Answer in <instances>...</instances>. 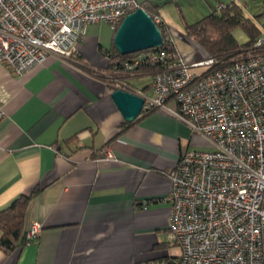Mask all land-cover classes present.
Returning a JSON list of instances; mask_svg holds the SVG:
<instances>
[{"label":"crops","instance_id":"0c3cea01","mask_svg":"<svg viewBox=\"0 0 264 264\" xmlns=\"http://www.w3.org/2000/svg\"><path fill=\"white\" fill-rule=\"evenodd\" d=\"M136 1L168 29L177 17L194 24L220 5L244 6ZM108 27L89 26L70 59L50 55L21 76L0 68L8 94L0 123V211L29 196L24 236L33 222L43 226L36 242L9 254L0 249V264H168L182 254L168 240L169 174L201 137L175 116L174 100L133 123L124 120L112 99L120 84L109 76L105 53L115 34ZM140 77L148 78L142 87L134 84ZM127 83L153 95L149 72Z\"/></svg>","mask_w":264,"mask_h":264},{"label":"built area","instance_id":"2783aa9c","mask_svg":"<svg viewBox=\"0 0 264 264\" xmlns=\"http://www.w3.org/2000/svg\"><path fill=\"white\" fill-rule=\"evenodd\" d=\"M144 5L136 0H0V68L21 76L50 55L70 59L89 26L107 24L115 30ZM153 20L162 23L159 16ZM163 37L162 47L117 60L121 73L130 76L156 67L153 97L126 84L121 89L142 97L143 111L176 101L175 116L213 148L186 151L169 174L168 240L182 254L168 264H264V53L199 78L194 69L214 61L189 62L171 29ZM253 49L264 50V37ZM7 97L0 87V123ZM106 155L113 158L109 151ZM42 229L33 222L26 245L36 242Z\"/></svg>","mask_w":264,"mask_h":264},{"label":"trees","instance_id":"16d2710c","mask_svg":"<svg viewBox=\"0 0 264 264\" xmlns=\"http://www.w3.org/2000/svg\"><path fill=\"white\" fill-rule=\"evenodd\" d=\"M144 9L152 19L156 16L162 19L158 13L151 11L149 6L144 5ZM158 26L164 35L169 32L163 19L162 23L158 24ZM183 26L185 35L206 51L208 55L207 60L214 61L213 65L199 74V78L206 77L234 61L264 53V50L253 49L257 39L262 36V31L254 20L246 17L243 7L237 3H231L221 11L217 9L211 15L194 24H189L184 21ZM118 28L114 30L115 34ZM237 28H241L248 36V41L243 45L239 44L234 36V30ZM105 54L110 59L111 77L120 84L118 88H122L121 86L124 84L129 86L127 79L131 76L121 73V62L129 61L139 53L122 56L118 53L115 46H113ZM117 60L121 62H117ZM155 68L144 67L141 68L140 72L147 70L151 73ZM129 87L133 88L131 86ZM142 91L144 92L145 90ZM154 110V108L144 110L141 116ZM30 199L29 196H22L15 200L9 207L0 211V249L6 254L12 253L26 245L23 231L26 208Z\"/></svg>","mask_w":264,"mask_h":264},{"label":"water","instance_id":"95a60500","mask_svg":"<svg viewBox=\"0 0 264 264\" xmlns=\"http://www.w3.org/2000/svg\"><path fill=\"white\" fill-rule=\"evenodd\" d=\"M163 43L160 27L145 9L126 16L114 37V46L122 56L157 49ZM112 99L127 123H133L141 116L145 104L142 97L117 88L112 93Z\"/></svg>","mask_w":264,"mask_h":264},{"label":"rangeland","instance_id":"374dc122","mask_svg":"<svg viewBox=\"0 0 264 264\" xmlns=\"http://www.w3.org/2000/svg\"><path fill=\"white\" fill-rule=\"evenodd\" d=\"M239 1H241V3L244 4V6L243 5L242 6L244 8L246 17L254 20V22L258 25V27L263 33L262 37H264V0H239ZM207 15L209 14H206L205 16L207 17ZM171 23H172L171 24L172 33L174 35V40L178 50L186 57L188 61H195L196 63L205 62L208 59V55L206 51L185 35L184 26L182 25V21L180 20V18L179 17L174 18ZM108 26L111 34H115L111 26L110 25ZM94 33L96 35L102 34V37H104V39L108 37V35L106 33L101 32L99 28H96L94 30ZM234 36L241 45L245 44L248 41L247 34L241 28H237L236 30H234ZM208 68L209 66L203 65L200 66L199 68L194 69V71L200 74L206 71ZM142 72H148V71L143 70ZM111 75L112 73H109L110 77ZM147 80H148L147 77H140L137 78L136 81H134V84L137 85L138 87H142ZM151 94L152 93L149 92L147 96L152 98L153 95ZM195 144L196 145L191 147V150L211 151L213 149L207 142L203 141L202 138L199 139L198 144L197 143Z\"/></svg>","mask_w":264,"mask_h":264}]
</instances>
